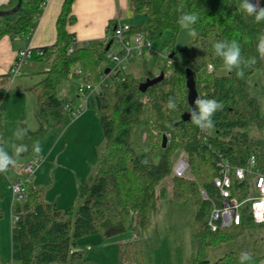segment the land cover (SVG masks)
<instances>
[{
	"label": "trees",
	"instance_id": "obj_1",
	"mask_svg": "<svg viewBox=\"0 0 264 264\" xmlns=\"http://www.w3.org/2000/svg\"><path fill=\"white\" fill-rule=\"evenodd\" d=\"M18 1L9 0L0 6V11L14 9ZM47 1L22 0L17 12L0 17V39L31 37ZM74 2L64 0L56 23V43L33 49L43 54L35 53L32 61L52 62L50 70L31 89L41 128L30 135L44 132L48 113L61 108L58 87L78 66L79 74H72L85 84L99 87V94L91 102L98 108L104 147L98 152L90 175L79 185L77 202L70 208L47 202L44 187L25 182L23 197L14 213L18 219L11 230L12 260L20 264H83L87 259L76 250L77 240L93 234L111 239L131 232L133 239L118 247V263L144 264L141 235L152 229L159 201L167 194L163 184L170 179V196L196 207L191 233L197 255L188 264H241L240 256L245 252L251 259L244 264H262V256L247 251H233L212 262L207 258V250L236 241L252 228L263 227L246 216L241 226L212 232L208 221L213 201L218 202L214 179L219 176V162L228 159L242 165L251 155H258V160L264 162V139L251 138L246 131L251 126L264 127V116L249 84L255 72L264 70V58L257 51L264 22L257 23L254 16L245 14L238 0H131V12L142 18L140 24L131 25L133 33H143L151 42L170 33L163 46L166 62L157 74L147 72L135 77L127 71L115 73L112 69L106 74L101 60L107 57L111 31L117 25L110 27L106 39L97 45L78 47L74 35L67 31V26L76 22L72 14ZM184 13L197 14V36L188 46L177 47L176 38L182 31L178 21ZM221 40L238 41L245 60L255 58L254 64L242 65L243 78L237 77L235 71L226 72L222 60L215 56L213 44ZM187 72L194 78L197 94L223 104L222 110L215 113L214 127L207 136L190 118L183 119L192 107ZM160 75L163 79L158 84L145 93L140 91L142 83ZM5 95L0 90V103ZM169 97L175 98V110L166 107ZM143 121L146 149L138 151L133 147V137ZM0 144L3 145L1 116ZM177 151L186 155L189 178L173 174ZM144 159L148 160L147 165L141 163ZM3 215L0 209V221ZM0 264H5L1 257Z\"/></svg>",
	"mask_w": 264,
	"mask_h": 264
},
{
	"label": "rangeland",
	"instance_id": "obj_2",
	"mask_svg": "<svg viewBox=\"0 0 264 264\" xmlns=\"http://www.w3.org/2000/svg\"><path fill=\"white\" fill-rule=\"evenodd\" d=\"M262 1L259 0V4ZM251 2L256 3L257 1L251 0ZM241 3L242 0H238L240 7ZM141 22L142 18L137 17L134 19L133 25H138ZM170 36V33H165L162 37L150 41L149 50L144 53L142 58H133L127 72L135 77H141L147 72L157 74L159 68L166 62L167 58L163 53V46L164 42L170 39ZM4 37L11 38L12 36ZM194 39L195 37H188L182 30L176 38V46L186 47ZM118 49L119 47L114 44L109 52L114 54ZM17 57L18 53L12 66ZM50 63L28 61L23 65L15 85L26 87L34 85L35 82L44 77L45 72L50 70ZM113 68L114 65L108 61L107 57L101 60L103 71ZM77 69L78 66L72 73ZM72 73L69 79L58 87L57 94L61 101V108L48 113L44 132L30 135V133H37L41 124L37 118L38 115L35 117L36 115L34 116L30 110L27 98L17 97L15 93H12L11 96L4 99L5 110L8 112L6 118L8 124L4 122L3 146L9 154H12V143H23L28 148V151L19 157L18 165L15 168L10 169L7 174H0V209L4 214L0 221V257L5 264H20V262L12 260L11 254L13 216L18 203H20V199H15L13 196L11 180L20 174L22 175L24 167L29 164L31 159L40 160L39 166L26 178L46 189L45 199L47 202L56 203L63 209L70 208L77 202L79 185L90 175L91 169L97 163L98 152L104 147L98 108L91 102L92 97L99 94V89H96L95 94L90 96L89 107H87L84 97L78 93V88L84 83ZM249 84L251 94L257 99L260 111L264 116V70L255 72L250 77ZM30 99L36 105L32 93ZM74 113L77 114L74 116ZM1 117L3 118V116ZM24 126L27 129V134L22 140H16L13 133L18 127L24 128ZM145 131L143 121L133 137V147L138 151L146 149ZM246 131L251 138L264 139V127L251 126ZM36 142H39L41 147L39 156L33 151ZM182 159H186V155L177 151L173 157L174 166ZM163 185L167 189V194L159 201V208L154 216L152 229L149 233L141 235L144 264H188L197 255V244L191 233V226L196 216V207L192 203L187 205L179 203L170 196V179L165 181ZM88 237L106 243L98 245H103L100 248V253L95 252L92 247V252H95L91 257L92 260H103L107 262L106 264H118L116 242L123 238H132V234L127 232L111 239H104L99 234H93L77 240V243ZM233 251H247L262 256V264H264V226L252 228L236 241L208 249L207 258L215 262ZM87 264H95V262L91 261Z\"/></svg>",
	"mask_w": 264,
	"mask_h": 264
},
{
	"label": "built area",
	"instance_id": "obj_3",
	"mask_svg": "<svg viewBox=\"0 0 264 264\" xmlns=\"http://www.w3.org/2000/svg\"><path fill=\"white\" fill-rule=\"evenodd\" d=\"M130 25H117L111 31L112 45L116 44L119 49L116 53L107 55V59L114 65L115 73L127 71L130 62L135 57H143L149 50L150 41L143 33H133ZM73 51L71 48L70 52ZM42 55L43 52L34 51L32 48L19 51L18 57L10 70V77L15 79L21 73L23 65L32 60L34 54ZM212 70V67L209 68ZM79 74V71H75ZM96 89L85 84L78 88V93L84 97L86 106L90 102ZM77 113H74V116ZM207 136L210 131H201ZM32 159L22 171L18 181H12L11 187L14 198L21 199L25 191L27 175L37 167ZM219 176L214 179V185L218 191V202L212 204V210L208 221V227L212 232L219 229H230L241 226L246 216H250L257 226H264V162L258 160V155H251L244 164L237 165L228 159H222L219 164ZM176 177L189 178V164L186 159L180 160L173 168ZM208 199L206 192H202ZM18 219L13 216V225Z\"/></svg>",
	"mask_w": 264,
	"mask_h": 264
},
{
	"label": "crops",
	"instance_id": "obj_4",
	"mask_svg": "<svg viewBox=\"0 0 264 264\" xmlns=\"http://www.w3.org/2000/svg\"><path fill=\"white\" fill-rule=\"evenodd\" d=\"M8 1L9 0H0V6L7 3ZM130 2L131 0H75L72 7V14L75 17L76 22L73 25L67 26V31L74 35L78 47L86 44L95 46L106 39L108 29L110 27H114L115 25H133L134 19L137 17H135L131 12ZM263 3L264 0L260 3V6H262ZM63 4L64 0L47 1L36 22L35 30L31 37H4L3 40L0 41V90H4L6 92L4 99L8 96H11L12 93H15L17 97L22 96L27 98L29 102V108L34 113V116L36 115L35 117L38 115V109L36 106L37 104L35 105L32 102L30 99V94L32 93L31 89L42 79L38 80L30 87L15 85V82L17 81L16 79L18 77L12 79L10 77V70L12 68L15 56L17 53H19V51L24 50L26 47L32 49H41L53 46L56 43V23L62 11ZM4 105L5 102L3 100L0 103V114L3 116V118H5L3 119L1 117L3 120V129L4 122L8 124V120H6L8 112H6V106ZM5 131L7 133L6 128ZM17 178L20 179L21 174L18 175ZM15 179L11 181H15ZM132 239L133 237L123 238L117 241L115 246L118 248L120 244L129 242ZM80 242L76 243V250L86 254L85 257L87 259V263L91 261H94L95 264L107 263L103 260L91 259L95 252H101L100 248L103 245H98L106 243H102L98 241V239H93L92 237L82 239ZM92 247L95 252H92ZM86 262L85 264H87Z\"/></svg>",
	"mask_w": 264,
	"mask_h": 264
},
{
	"label": "clouds",
	"instance_id": "obj_5",
	"mask_svg": "<svg viewBox=\"0 0 264 264\" xmlns=\"http://www.w3.org/2000/svg\"><path fill=\"white\" fill-rule=\"evenodd\" d=\"M241 7L245 14L248 16H254L257 23L264 22V7L260 6L259 0L256 3H252L251 0H242ZM198 16L195 13H184L179 18V25L184 34L188 37H196L197 32L194 25L198 21ZM213 50L216 57L222 60L223 69L226 72L235 71L237 77L243 78L244 70L242 65H251L255 63V58L251 61L245 60L242 56V49L238 41L236 40H221L213 44ZM257 51L259 55L264 58V33L258 36ZM211 67V66H210ZM190 121L195 124L201 131H210L214 127V115L216 112L222 110V102L217 101L214 98H206L198 93L196 98L192 102ZM166 107L170 110H175L177 104L174 97H169ZM27 134L26 128H17L13 133L16 140H22ZM12 154H9L5 150L4 146L0 144V174H7L10 169L15 168L18 165L19 157L28 151L25 144L12 143ZM33 151L39 156L41 153V147L39 142L33 146ZM40 160L34 161V164L38 167ZM142 164L147 165L148 160L141 161ZM251 256L249 253H241L240 261L244 264L245 261H249Z\"/></svg>",
	"mask_w": 264,
	"mask_h": 264
},
{
	"label": "water",
	"instance_id": "obj_6",
	"mask_svg": "<svg viewBox=\"0 0 264 264\" xmlns=\"http://www.w3.org/2000/svg\"><path fill=\"white\" fill-rule=\"evenodd\" d=\"M21 5H22V0H19L17 6L14 9H11L9 11H0V17H5V16H8V15H10L12 13L17 12L20 9ZM111 45H112V42L109 43L106 51H109ZM170 57L172 58V55ZM109 72H110V69H107L105 71L106 74H108ZM162 79H163V75H160L159 77H156L154 79H148L146 82H144V83H142L140 85L139 89H140V91L142 93H145L146 90L149 87H151V86H153L155 84H158ZM186 86H187V89H188L189 103H190L191 106H193L192 102H193V100L196 98V96L198 94H197L194 78H193V76L191 75L190 72H187ZM189 118H190V114L189 113H186L183 116L184 120H188ZM166 145H167V137H164L163 138V147L165 148Z\"/></svg>",
	"mask_w": 264,
	"mask_h": 264
}]
</instances>
